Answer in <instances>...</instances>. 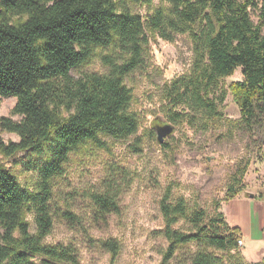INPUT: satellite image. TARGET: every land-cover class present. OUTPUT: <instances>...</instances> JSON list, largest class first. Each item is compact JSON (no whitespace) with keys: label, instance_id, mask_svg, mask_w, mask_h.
I'll list each match as a JSON object with an SVG mask.
<instances>
[{"label":"trees","instance_id":"obj_1","mask_svg":"<svg viewBox=\"0 0 264 264\" xmlns=\"http://www.w3.org/2000/svg\"><path fill=\"white\" fill-rule=\"evenodd\" d=\"M139 1L0 0V97H15L13 114L20 117L0 115V153L35 156L31 168L41 178L39 188L30 191L0 162V264H36L37 260L79 264L74 247L45 243L53 228L49 203L53 181L83 145L103 146L104 136L122 140L138 131L140 122L129 110L132 91L125 77L138 66L148 32L169 41L188 34L193 43L189 73L167 87L175 107L185 110L174 111L172 121L180 122L183 114L195 120H218L228 94L239 106L243 122L264 116V0H163L169 7L156 8L146 19L127 5ZM113 47L129 58L119 64L106 55L107 72L73 75L97 49ZM237 69L243 79L223 84ZM2 131L16 133L19 141L5 143ZM242 176L236 187H229L226 200L242 190ZM93 200L100 220L119 212L112 195L96 194ZM160 207L168 243L162 264L190 243L197 250L186 254L189 264H226L211 249L238 251L240 230L230 227L221 212L190 213L183 199L172 202L168 195ZM28 212L35 213L34 233L26 220ZM186 218L192 229L175 227ZM102 245L113 254L119 250L116 241ZM236 264L248 263L238 257ZM258 264H264V254Z\"/></svg>","mask_w":264,"mask_h":264},{"label":"rangeland","instance_id":"obj_2","mask_svg":"<svg viewBox=\"0 0 264 264\" xmlns=\"http://www.w3.org/2000/svg\"><path fill=\"white\" fill-rule=\"evenodd\" d=\"M127 5L143 19L156 8L169 7L163 0ZM106 55L119 64L129 58L118 47L99 48L90 62L73 75L107 72ZM193 59L188 34L169 41L147 33L140 62L125 77L132 91L129 110L138 118L139 129L127 139L104 136L103 146L88 143L70 156L63 175L53 181L49 202L53 228L45 243L74 247L79 264H162L168 243L163 235L160 202L168 195L172 202L183 199L190 213L219 211L230 227L240 230L237 252L211 249L226 264H236L238 257L248 264L260 263L264 254V116L250 124L243 122L239 106L228 94L221 107L223 116L218 120H195L183 114L180 122L172 121L174 111L185 110L175 107L167 87L189 73ZM242 79L241 69H237L223 79V84ZM16 102L15 97H0V115L19 120L13 114ZM159 116L164 124L175 127L162 143L157 139ZM1 137L5 143L19 141L16 133L8 131H2ZM35 159L23 153H0V162L30 191H36L41 180L38 171L31 168ZM241 174L242 190L226 200L229 187H236ZM96 194L114 196L119 212L100 220L95 213ZM65 212L73 217L67 219ZM26 220L34 233L35 213L28 212ZM175 227L189 231L193 225L186 218ZM105 241H116L118 252L113 254L105 248ZM196 250L194 243L182 246L168 264H189L186 254Z\"/></svg>","mask_w":264,"mask_h":264},{"label":"water","instance_id":"obj_3","mask_svg":"<svg viewBox=\"0 0 264 264\" xmlns=\"http://www.w3.org/2000/svg\"><path fill=\"white\" fill-rule=\"evenodd\" d=\"M158 123L156 125V130H157V139L159 143L164 142L165 137L169 136L173 133L174 131V126L169 125V124H164L165 120L163 117H158ZM163 121V122H162ZM251 198L254 197V195H249Z\"/></svg>","mask_w":264,"mask_h":264},{"label":"built area","instance_id":"obj_4","mask_svg":"<svg viewBox=\"0 0 264 264\" xmlns=\"http://www.w3.org/2000/svg\"><path fill=\"white\" fill-rule=\"evenodd\" d=\"M239 243L241 244V240H239Z\"/></svg>","mask_w":264,"mask_h":264}]
</instances>
